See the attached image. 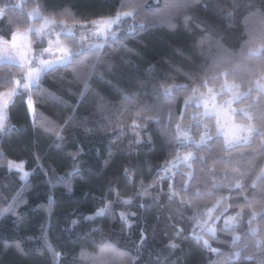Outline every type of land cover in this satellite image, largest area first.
<instances>
[{
	"label": "trees",
	"instance_id": "16d2710c",
	"mask_svg": "<svg viewBox=\"0 0 264 264\" xmlns=\"http://www.w3.org/2000/svg\"><path fill=\"white\" fill-rule=\"evenodd\" d=\"M37 2L43 4L45 14L56 13L58 19H67L70 24L73 18L88 21L110 15L121 6V0H24L18 9L14 7V0H0V8L6 9L5 17L0 18V35L10 38V31L30 27L28 12ZM65 9L71 14L60 16ZM228 12L233 13L231 21L225 18ZM261 32H264V0H144L139 15L122 21L116 39L102 41L98 49L84 50L73 64L57 66L42 77L39 91H32L36 101L34 116L26 106V97L17 96L8 108L11 127L0 132V152L4 154L0 157V209L10 205L14 208L0 215V264H53L43 235L62 253L59 264H119L121 254L125 258L136 257V264H223L222 257L209 253L193 238L194 222L190 219L194 215L193 207L182 205L175 198L169 200V180L157 179L176 150L171 140L174 128H166V119L161 123L148 121L137 129V136L130 125L134 111L142 110L146 104L158 103L157 112L168 105L177 116L185 112L183 123L191 124L194 134L196 123L189 117L201 109L190 104L186 110L185 97L192 95L191 89L200 86V78L205 75L209 85L218 89L222 80L211 78L224 66L229 53L239 52L249 33ZM206 35L211 39L198 43ZM32 39L37 40L34 35ZM61 39L71 43L67 36ZM216 40L228 52L218 48ZM33 46L38 49L40 45L37 42ZM239 60L258 63L247 56ZM150 68L153 70L148 71ZM167 77H170L167 83L189 87L175 91L174 99L161 96L157 102L152 94L153 86L157 78ZM139 80L146 81L145 88L138 87ZM200 91L206 92V89L201 87ZM133 93H139L138 98L133 96L131 104L126 103L124 95ZM156 95H159L158 89ZM247 103L250 101L244 102ZM100 105L103 110H98ZM241 106L235 104V107ZM70 116L73 118L65 124ZM236 121L248 122L239 113ZM61 128L64 139L58 140L55 133ZM254 140L252 148L234 151L231 163L212 161L206 152L198 153L208 163H193L197 179L189 184L202 190L204 184L211 188L213 174L208 168L214 166L218 183H235L243 173L242 183L248 185L264 166V156L253 151L260 140L255 137ZM78 146L83 151L74 159L72 154ZM215 149L222 151L221 141ZM189 150L197 152L195 147L180 149L181 152ZM7 160L25 161V169L30 173L28 180L23 182L20 173L10 171ZM234 166L239 168V173L231 171ZM225 167L226 177L219 171ZM125 168L129 170L127 174ZM180 171L188 169L182 165ZM179 180L178 172L172 183L181 197L193 204L207 199L198 200L194 189L184 196ZM141 182L144 186L152 185L148 188L149 194L143 197L135 195L141 190ZM213 190L217 195L234 197L229 201L234 208L228 215L239 211L236 205L245 206L239 190ZM117 193L121 199L132 197L133 202L121 203ZM245 194L255 207L254 198H258L259 189L246 187ZM109 204L111 216L106 214L94 221L83 219ZM120 212L135 213L129 216L130 229L122 224ZM248 219L245 206L236 229L242 237L247 231ZM73 220L79 223L73 226ZM177 227L184 229L179 236L175 234ZM216 227L217 238H205L212 247L230 251L231 233L220 231L222 221ZM253 227L264 232V219L258 217ZM141 230L148 239L137 252ZM169 240L180 247L169 248ZM16 242H20L22 251L16 248ZM82 251L87 253L83 258Z\"/></svg>",
	"mask_w": 264,
	"mask_h": 264
},
{
	"label": "snow or ice",
	"instance_id": "6c2138e0",
	"mask_svg": "<svg viewBox=\"0 0 264 264\" xmlns=\"http://www.w3.org/2000/svg\"><path fill=\"white\" fill-rule=\"evenodd\" d=\"M14 7H20V5L17 4ZM143 8L144 0H121L120 8L110 15L100 16L88 21L73 18L70 24L67 19H58V14L56 13L45 14L46 9L43 8V4L37 2L36 6L28 12V16L38 20V24L33 23L24 31L20 29L10 31V38L0 35V132H4L11 127L9 125L8 108L9 105L15 103L17 96L26 97V106L34 116L36 101L33 99L32 91L33 89L39 91L40 81L49 70L55 69L58 65L73 64L77 55L83 54L84 49L80 46L81 43L88 41L90 37L94 40H107L109 37L116 39L124 18L139 15ZM124 9L128 10L125 11ZM5 11V8H0V18L5 17ZM70 14V10L65 9L59 15ZM225 18L231 21L233 13L228 12ZM11 23L9 21V25ZM77 27L85 29L87 33L81 32L78 40L75 31ZM141 27H143V24H141ZM33 35L37 38L36 41H33ZM61 36L69 37L71 43L62 40ZM206 39H211V37L203 36L198 43H203ZM220 40H222V36ZM220 40L215 41L217 47L222 51L228 52ZM37 42L40 45L38 49L33 46ZM45 43L47 44L46 47L43 46ZM87 47L89 50H94L102 47V45L99 43H88ZM244 56H247L250 60L255 58L258 63L249 64L239 60V58ZM238 60L239 62H237ZM152 70L150 68L148 71ZM169 78L167 77L165 80L157 78V82L152 89L153 97L157 102L161 96L165 99L169 97L174 99L175 91L186 90L189 87V85L167 83L166 80ZM211 79L222 80L219 89H216L215 85L210 86L209 78L205 75L200 78V86L191 89L193 95L185 97L186 110L192 103H195L198 109H203L191 114L189 117L191 121L196 122L194 134L192 125L185 126L183 123L185 112H180L177 116L172 111L171 105L166 106L162 112H157L158 103L146 104L142 110L134 111V119H132L130 127L137 136H139L137 129L143 127L148 121L161 123L166 119V128H174L171 140L175 143L176 150L172 158L165 162L157 179L163 180L167 178L169 180V200L175 198L179 200L180 204H187L193 207L194 215L190 219L194 222L192 235L197 243H202L204 249L209 253L222 257L223 264H244L245 261L264 264V232L257 227H253L258 217L264 219V166L260 167L259 172L254 174V179H251L248 185L242 183L243 173H240L241 179L236 180L235 183H218L215 180L217 169L214 166L208 168V171L213 174L211 188L204 184L202 190L200 186L189 184V181L197 179L194 175L193 163L199 162L201 165L208 163L204 155L198 154L200 152H206L209 160L231 163L233 152L242 148H252L256 143L255 137L260 140V143L253 151H258L261 156H264V32L259 35L249 33L248 39L240 46L239 52L229 53V59L224 62V66ZM137 84L141 89L146 87V81L144 80L137 81ZM201 87L206 89V92H201ZM157 89L159 90V95H156ZM196 94H199L198 98L194 99ZM224 94H227L229 99L225 100L223 104L217 103V96H223ZM133 96L138 98L139 93H133L131 96L125 94L123 97L124 101L131 104ZM246 100L250 101V103L244 104ZM234 104L243 106L233 107ZM98 110H103V105L98 106ZM149 112H155L156 114L149 115ZM238 113L246 117L248 122L237 123L236 115ZM72 118L70 116L65 120V124ZM206 120L213 123L210 125ZM138 121L141 123H138ZM62 130L61 128L55 133L58 140L64 139ZM218 141L222 142V151L215 149ZM192 147H195L197 152L194 153L190 150L180 151V149ZM82 151L83 149L78 146L77 151L72 154L73 158L75 159L79 156ZM3 155V152H0V157H3ZM6 163L10 171L16 170L21 174V179L26 180L30 175L24 169L25 161L7 160ZM181 165L187 168L188 171H180ZM74 170L78 171V168ZM124 171L127 174L129 170L125 168ZM219 171L225 177L227 176L228 169L226 167L221 168ZM231 171L239 173V168L234 166ZM178 172L180 176L178 183L184 196H187L194 189V194L198 200L201 197H206L207 199L193 204L190 199L181 197V193L174 189L172 183V181L176 180ZM201 183L203 184V182ZM151 187V184L144 186L143 182H141V190L135 195L141 197L148 195V188ZM246 187L259 189L258 198H254L256 199L255 207H253V201H250L245 194ZM219 188H227L229 191L237 189L244 198L245 206L249 212V219L247 221L248 228L243 237L237 233L236 229L244 215L245 206L236 205V207H239V211H236L235 215H228L230 210L234 208V204L229 203L234 197L217 195L213 189ZM117 198L125 205H130L133 202L130 196L121 199L119 193H117ZM13 203H15V199ZM110 207L111 205L109 204L108 207L98 208L92 215L84 216L83 219L94 221L97 217L106 214L111 216ZM9 211H14L11 205L9 208L0 209V215ZM129 216H135V213H119L122 224L130 229L132 221L129 220ZM200 217H203V219ZM221 221L223 222V227L220 231L231 233V250L228 252L212 247L210 240L205 238L206 236L211 237L213 240L217 238L216 225ZM78 223L79 221L77 220L72 221L73 226ZM197 227L200 229L199 233L195 231ZM183 231L184 229L177 227L176 236H179ZM42 238L45 239L47 249L51 253L53 264H59L62 253L57 251L47 241L46 235H43ZM147 239V235L141 230L137 252L144 246ZM15 246L22 251L20 242H16ZM168 247L176 249L180 245L173 240H169ZM86 255L87 253L84 251L80 253L81 258ZM119 264H136V257L128 256L125 258L121 254Z\"/></svg>",
	"mask_w": 264,
	"mask_h": 264
},
{
	"label": "rangeland",
	"instance_id": "374dc122",
	"mask_svg": "<svg viewBox=\"0 0 264 264\" xmlns=\"http://www.w3.org/2000/svg\"><path fill=\"white\" fill-rule=\"evenodd\" d=\"M23 3H24V0H14V5H17V4H19L20 5V7H16V8H18V9H20L21 7H22V5H23ZM29 19H30V22H31V25L36 21V20H34V19H32V18H30L29 17ZM125 19V18H124ZM30 25V26H31ZM24 31V30H23ZM57 31H59V29H57ZM75 31H76V36H77V40L79 39V36H80V33L81 32H85L86 33V30L85 29H80L79 27H77L76 29H75ZM87 34V33H86ZM35 36V35H34ZM109 38H111V37H109ZM37 39V38H36ZM102 41H104V40H94V39H92L91 37L89 38V40L88 41H86V42H82L81 43V47H83V49L84 50H89L88 49V47H87V45H88V43H99V44H101L102 43ZM46 46H47V44H46ZM47 58V57H46ZM58 66H61V65H58ZM219 89V88H218ZM193 95V94H192ZM198 95L199 94H196V97H194V99H196V98H198ZM227 99H229V96L227 95V94H224L223 96H217V103H219V104H223L224 103V101L225 100H227ZM193 105H195V103H192ZM10 106V105H9ZM196 106V105H195ZM233 107H235V104L233 105ZM203 109L201 108V111H202ZM237 122V121H236ZM196 123V122H195ZM237 123H239V122H237ZM182 166V165H181ZM24 169H25V165H24ZM13 171H16V170H13ZM25 171H27L26 169H25ZM17 172V171H16ZM20 176H21V174H20ZM30 176V175H29ZM29 176L27 177V179L25 180V179H22V181L23 182H25V181H27L28 180V178H29ZM223 223V222H222ZM196 230H197V233H199L200 232V229L197 227L196 228Z\"/></svg>",
	"mask_w": 264,
	"mask_h": 264
}]
</instances>
